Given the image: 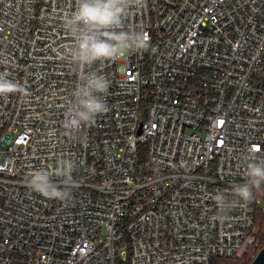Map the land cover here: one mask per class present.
Segmentation results:
<instances>
[{"label":"built area","instance_id":"2783aa9c","mask_svg":"<svg viewBox=\"0 0 264 264\" xmlns=\"http://www.w3.org/2000/svg\"><path fill=\"white\" fill-rule=\"evenodd\" d=\"M75 0H0V73L27 90L0 98V264H236L264 239V186L232 195L264 160V0H147L122 19L143 51L98 61L108 110L75 135L78 83L60 58ZM74 165L72 195L25 179ZM54 182L63 185L59 177ZM232 206L225 219L212 198Z\"/></svg>","mask_w":264,"mask_h":264},{"label":"clouds","instance_id":"9594fccd","mask_svg":"<svg viewBox=\"0 0 264 264\" xmlns=\"http://www.w3.org/2000/svg\"><path fill=\"white\" fill-rule=\"evenodd\" d=\"M147 0H75L74 10L63 20L71 43L59 53L62 60L74 66L78 83L74 87L66 107L65 132L72 136L83 126H91L97 116L105 113L108 106L104 97L109 81L103 75L89 71L98 61H116L131 51H143L148 46V37L141 31L126 30L122 19L132 9H143ZM13 93L27 95V90L0 73V98ZM70 161H61L57 170L35 169L25 179V186L33 193L49 200H68L74 187ZM245 183L234 185L232 195L245 204L254 198V191L264 186V160L248 162ZM59 177L63 185L54 182ZM219 214L213 219L223 220L232 206L223 193L212 197Z\"/></svg>","mask_w":264,"mask_h":264},{"label":"trees","instance_id":"16d2710c","mask_svg":"<svg viewBox=\"0 0 264 264\" xmlns=\"http://www.w3.org/2000/svg\"><path fill=\"white\" fill-rule=\"evenodd\" d=\"M262 222L264 224V217H262ZM263 244H264V239H263ZM251 261H252V259H247L245 264H250ZM212 263L213 264H235L236 262H234L233 260H231L229 258L214 257L212 260Z\"/></svg>","mask_w":264,"mask_h":264},{"label":"water","instance_id":"95a60500","mask_svg":"<svg viewBox=\"0 0 264 264\" xmlns=\"http://www.w3.org/2000/svg\"><path fill=\"white\" fill-rule=\"evenodd\" d=\"M250 264H264V244L256 253Z\"/></svg>","mask_w":264,"mask_h":264},{"label":"rangeland","instance_id":"374dc122","mask_svg":"<svg viewBox=\"0 0 264 264\" xmlns=\"http://www.w3.org/2000/svg\"><path fill=\"white\" fill-rule=\"evenodd\" d=\"M236 264V263H235Z\"/></svg>","mask_w":264,"mask_h":264}]
</instances>
